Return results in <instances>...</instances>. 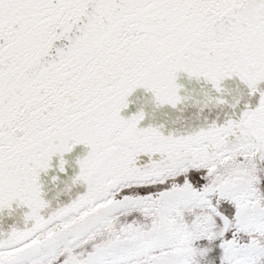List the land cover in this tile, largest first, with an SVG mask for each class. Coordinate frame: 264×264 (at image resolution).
I'll return each instance as SVG.
<instances>
[{
	"label": "snow or ice",
	"instance_id": "snow-or-ice-1",
	"mask_svg": "<svg viewBox=\"0 0 264 264\" xmlns=\"http://www.w3.org/2000/svg\"><path fill=\"white\" fill-rule=\"evenodd\" d=\"M181 74L259 103L180 135L122 114L183 104ZM262 86L264 0H0V214L27 209L0 264H264ZM78 145L87 191L46 212Z\"/></svg>",
	"mask_w": 264,
	"mask_h": 264
},
{
	"label": "water",
	"instance_id": "water-1",
	"mask_svg": "<svg viewBox=\"0 0 264 264\" xmlns=\"http://www.w3.org/2000/svg\"><path fill=\"white\" fill-rule=\"evenodd\" d=\"M178 82L184 85L181 95L189 97V99L177 108L174 109L168 105L158 107L152 93L144 89H137L130 98L133 103L122 114L130 117L132 114L143 110L146 113V118L142 121L141 126H162L161 131L165 135H180L206 127L218 117L219 122L222 123L233 114L242 113L246 105L250 104L254 108L260 99L259 93L255 96L250 95L246 85L240 82L238 78H234L224 82V86L228 90L224 95L230 104L237 100L240 101L236 109H232L228 105L219 107L210 105L208 108H203V101L206 99L205 93H210L213 97L219 95L212 86L204 80L190 79L187 74H181ZM196 100H200L202 103L197 105ZM87 151L88 149L84 145H78L72 153L65 154V159L69 161L66 165V173L59 172V157H56L54 158L55 167L49 173L41 175L44 198L51 205L50 209L45 210L46 212L50 213L52 210L71 203L73 199L87 191V185L82 183L74 185L72 183V178L79 173L77 160L85 156ZM55 175L60 176V181L53 183L51 178ZM26 211V208L14 205L12 211L5 210L3 214H0V233L9 232L13 226L24 229L26 227L24 222Z\"/></svg>",
	"mask_w": 264,
	"mask_h": 264
}]
</instances>
